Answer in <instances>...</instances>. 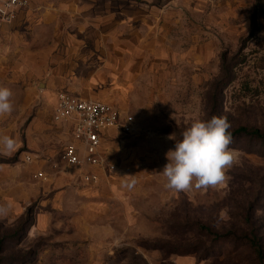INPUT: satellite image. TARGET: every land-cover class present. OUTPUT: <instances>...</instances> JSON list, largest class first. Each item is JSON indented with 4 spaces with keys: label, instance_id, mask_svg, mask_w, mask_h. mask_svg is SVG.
<instances>
[{
    "label": "rangeland",
    "instance_id": "374dc122",
    "mask_svg": "<svg viewBox=\"0 0 264 264\" xmlns=\"http://www.w3.org/2000/svg\"><path fill=\"white\" fill-rule=\"evenodd\" d=\"M178 2L168 41L139 45V57H153L144 69L143 60L124 72L98 61L89 75L84 60L71 61L80 74L66 79L79 93L60 87V75L35 83L0 72L14 104L0 117V137L14 142L0 146V264H260L249 239L254 232L264 250V141L233 136L238 162L216 188L167 189L161 170L196 119L223 116L231 133H264V8ZM61 92L96 94L134 119L107 143L113 169L95 171L98 184L84 182L89 169L62 163L65 136L52 121Z\"/></svg>",
    "mask_w": 264,
    "mask_h": 264
},
{
    "label": "crops",
    "instance_id": "0c3cea01",
    "mask_svg": "<svg viewBox=\"0 0 264 264\" xmlns=\"http://www.w3.org/2000/svg\"><path fill=\"white\" fill-rule=\"evenodd\" d=\"M113 1L31 0L27 12L22 13L11 26L0 28V72L29 76L35 83L39 77L60 75L64 77L60 87L79 93L81 88L66 79L80 74L67 65L71 61L84 60L86 69L90 70L89 75L98 74V61H105L111 69L120 68L124 72L143 60L144 69L145 60L153 57H139L138 52L142 49L139 45L144 44L147 38L166 37L168 41L165 30L178 24V13L183 12L184 7L178 0H141L142 3L124 0L125 3L119 5H114ZM38 86L46 87L43 83H38ZM71 95L111 105L101 101V96L96 94ZM55 125L65 136L66 143L69 142L71 127ZM113 136V132L108 133L102 148V158L106 163L108 157L104 150ZM86 169L95 172L102 168Z\"/></svg>",
    "mask_w": 264,
    "mask_h": 264
},
{
    "label": "clouds",
    "instance_id": "9594fccd",
    "mask_svg": "<svg viewBox=\"0 0 264 264\" xmlns=\"http://www.w3.org/2000/svg\"><path fill=\"white\" fill-rule=\"evenodd\" d=\"M12 97L10 88L0 86V117L14 110ZM230 127L223 116L194 120L183 131L182 140L175 142L174 150L166 154L168 162L161 170L166 179L165 188L188 192L222 186L227 180L226 172L239 157L237 150L229 147L232 143ZM0 146L11 150L14 142L3 136Z\"/></svg>",
    "mask_w": 264,
    "mask_h": 264
},
{
    "label": "built area",
    "instance_id": "2783aa9c",
    "mask_svg": "<svg viewBox=\"0 0 264 264\" xmlns=\"http://www.w3.org/2000/svg\"><path fill=\"white\" fill-rule=\"evenodd\" d=\"M31 0H0V28L11 26L18 17L29 10ZM52 120L55 124L71 127L72 138L64 146L62 163L74 169L86 167L113 169L102 158V148L108 133L129 132L134 123L133 117L118 108L100 101H86L71 94L61 92L57 95ZM31 162V157H26ZM44 178L43 173L38 174ZM83 180L86 184H98L100 177L96 172H88Z\"/></svg>",
    "mask_w": 264,
    "mask_h": 264
},
{
    "label": "trees",
    "instance_id": "16d2710c",
    "mask_svg": "<svg viewBox=\"0 0 264 264\" xmlns=\"http://www.w3.org/2000/svg\"><path fill=\"white\" fill-rule=\"evenodd\" d=\"M257 7H262L264 8V0H257ZM264 15V12H263ZM259 16L258 14H255L254 18H253V24L256 25L257 23H259ZM231 133V132H230ZM248 136L260 141H264V133H261L258 130H248L246 128H240L234 132L231 133V136ZM251 239H249L250 241V246L251 248H253L254 253L257 256V260L260 264H264V250L263 247L261 246V240L258 238V236L252 232Z\"/></svg>",
    "mask_w": 264,
    "mask_h": 264
}]
</instances>
